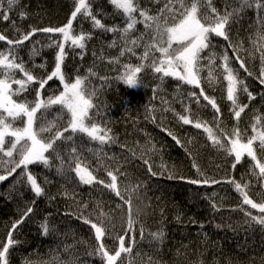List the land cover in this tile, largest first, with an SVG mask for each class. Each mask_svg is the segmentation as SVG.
Here are the masks:
<instances>
[{"label": "trees", "instance_id": "16d2710c", "mask_svg": "<svg viewBox=\"0 0 264 264\" xmlns=\"http://www.w3.org/2000/svg\"><path fill=\"white\" fill-rule=\"evenodd\" d=\"M227 1L229 4L225 8H216L219 14L222 15L226 10L231 11L232 7L237 6V0ZM207 2L208 0H202L204 4ZM138 4L139 8L145 10L149 16L158 17L161 24L165 19L168 26L178 21L177 0H138ZM166 5L171 11L165 7ZM94 7L95 12H93L106 27L118 29L125 27L124 20L120 15L115 14V9L109 0H95ZM73 10L74 4L71 0H19L18 5L9 13L8 21L0 18V34L15 40L32 28L62 27L67 23ZM205 10L210 11V9H202ZM21 12L26 13L24 18H21ZM135 15L138 21H143L139 11ZM173 15H176L177 21L173 20ZM261 18H264V10H261L258 16L255 8L247 9L239 19L230 21V27L227 29L230 40L240 45L238 54L245 61L246 67L248 68L250 56L257 61L254 76H248L234 59L231 62V66L238 71L239 77L244 80L249 92L255 97L250 100L247 93L242 91L238 93L239 103L247 105L239 120L234 117L232 104L226 98L227 82L223 80L222 69L219 67V55L227 45L223 38L219 39L214 35L212 37V43L216 48L211 51L217 53V58L214 61L211 81L207 56L204 57L207 68H203L200 73L201 87L205 94L215 98L220 107L218 121L214 119L215 111L202 96L199 105L188 96L191 91L199 95L200 88H193L172 77H167L163 80V92L171 101L167 105L169 109L167 112L172 117L170 125L161 126L146 117L147 110L143 106L138 88L128 87L118 79L125 70L112 75L101 73L83 61L87 55L84 54L88 49L87 46L84 50L76 48L72 51L66 45L68 55L62 65L66 80L74 82L77 75L88 78L86 83L90 82L91 87L97 91V95L93 97L96 107L90 113H98L93 122L111 130L109 135L113 140L103 146L98 142L90 141L86 136L78 135L74 138L77 146V153L74 155L93 173L96 181L103 183L95 181L91 185L80 183L75 172L68 168L67 154H64L63 175L57 172L60 163L54 158L50 160L51 167L46 168L39 163L29 166L37 183L45 190L39 197L31 190L26 179L20 178V182H16L19 169L13 176L0 182V249L3 243L7 242L10 231L12 239L18 242L9 250V264H49V262L55 264L54 258L63 260L62 257H65L67 260L72 256L78 264H103L102 257L95 252L97 245L95 231L91 228V223L84 222V218L98 225L102 223L106 229L104 243L110 253H114L119 248L120 240L118 238L116 243L108 245L111 239L109 225L111 222H125L126 229L122 232L125 247H131V253L138 260L128 261L125 258L126 253H122L118 264L121 262L122 264H264V229L256 224L250 227L245 222L246 217L244 212L240 211V207L255 216L264 214L249 205H242L240 193L228 182L235 179L242 185L248 184L245 190L250 198L260 203L261 193H264V179L258 177L259 169L254 168V162L247 155L233 169L231 165L234 157L215 146L208 139L203 128L194 127L197 118L213 127L214 131L217 122L221 128L229 131L233 127H238L246 142L255 134L254 125L257 130L264 126L262 123L264 118L259 119V123H254L252 121L256 116L248 112L250 104H255L264 96V84H261L258 78L261 69L260 46L264 44V41L259 39L260 35H264ZM75 22L76 20L73 22V29L77 31ZM84 27V33L90 34L91 40L102 45L115 34L94 28L91 20L85 22ZM39 34L42 33H36ZM153 34L152 29L145 28L143 22H138L135 30L127 36L138 38L139 46L143 50L153 42ZM142 35L143 38L140 39ZM240 37H244L246 42H241ZM28 42L25 41L17 48L16 55L17 62H23L25 67L37 77V80L30 84L33 89L28 86L36 99L39 80L46 79L55 68L57 49L30 45ZM5 43L8 47H2L1 51L6 52L12 46L8 45L6 40ZM34 47L38 54H34ZM248 49L252 50V54ZM228 52L230 57L234 56L231 48ZM155 55L159 56V53L156 52ZM150 62L151 58L142 63L147 65ZM89 69L95 75L90 74ZM140 74L152 75L154 72L145 67ZM16 78H24L23 73ZM61 91L63 85L57 78H53L41 90V97L47 99L48 96L59 95ZM186 107L190 111L186 112ZM57 112L58 106H53L48 119L52 120L56 117ZM178 114L189 115L193 124H183ZM37 115L39 116V113ZM67 119V115L61 117L57 121L59 128L53 129V132L63 131ZM14 126L23 127V121L17 120ZM38 126L39 121L35 127ZM149 129L151 132H148ZM169 132L175 135L180 143H177ZM69 134V132L64 133L65 136ZM44 135L50 136L52 133ZM10 139L6 137V147L9 146ZM254 147L257 150V158L264 162V154L259 149L258 141L255 142ZM145 160L148 161L147 164ZM74 163L75 161H72L73 167ZM220 164L225 167L221 174L215 171V167ZM117 170L129 171L134 180L138 181L135 188L124 193L120 191L123 200L105 186L111 183L107 172L112 171L115 175ZM253 171L257 175H253ZM153 172L156 175H152ZM169 176L173 178L169 179ZM203 177L214 178L220 183L194 185L187 182ZM216 189L219 193L218 197L207 196V193ZM47 191L51 192L54 199L52 204L48 201L43 202ZM213 204L216 205L215 209L212 207ZM29 206L33 207V213L25 217L13 230V223L21 220ZM129 216L134 221L131 231H128ZM55 217L61 220L60 223L56 222ZM44 222L48 223L50 229H54L46 236L42 234ZM61 230H64V235L60 233ZM159 232H163L162 239H157L154 235ZM54 237L60 238L53 239ZM66 237L67 250L62 256L64 247L61 238L65 242ZM88 253L94 254L88 255Z\"/></svg>", "mask_w": 264, "mask_h": 264}, {"label": "snow or ice", "instance_id": "6c2138e0", "mask_svg": "<svg viewBox=\"0 0 264 264\" xmlns=\"http://www.w3.org/2000/svg\"><path fill=\"white\" fill-rule=\"evenodd\" d=\"M109 2L114 7L115 14L120 15L124 20L125 27L123 29L106 27L93 12L92 5L94 0H74V10L71 12L67 23L62 27L32 28L31 31L22 34L16 40L9 39L5 35L0 34V41L6 40L7 44L12 46L6 52L0 51V182L13 176L19 169V177L16 182L19 183L20 178L26 179L31 190L39 197L44 194L45 190L37 183V179L29 170V166L39 163L46 168L51 167L50 160L54 158L59 160L60 163L57 172L63 175L65 173L64 154H67L69 157L68 168L75 172L80 183L85 185H91L94 181L103 183V181H96L93 173L86 166L82 165L79 158L74 155L77 153L76 140L74 138L78 135L86 136L90 141L98 142L101 146L113 140L112 136L109 135L110 129L101 127L99 124L93 122L95 115H98V113H90L96 107L93 103V97L97 95V91L91 87L90 82L86 83L88 78L77 75L74 82H69L62 71V65L68 55L66 45L72 51H75L76 48L84 50L86 41L91 39V35L84 32L74 34L73 22L77 20L78 15H81L83 19H90L94 28L104 32L121 31L124 34L121 36V39L125 41V44L128 43L127 35L135 30L138 22H143L145 28L153 30V42L146 47L141 57V60H148L151 56V62L147 65L143 63L137 66H132L131 64L124 65L125 71L118 77L128 87L141 86L139 74L147 67L161 81L167 77H172L182 84L190 85L193 88H200L199 95L195 91H191L188 93V96L197 105H199L200 97L202 96L215 111L216 116H214V119L218 121L220 107L215 98L205 94L204 89L201 87L200 76L202 70L201 61L204 59L202 53L206 49L216 48V45L212 43L214 35L215 37H222L227 42L224 51L219 55V67L222 69L221 75L223 76V80L227 82L226 98L232 104L234 117L239 120L241 113L247 107V105L239 103V92L247 93L250 100L255 99L252 93L249 92L244 80L239 77L238 71L231 66L232 59H234L239 63L240 69H243L248 76H253V72L249 71L245 61L238 54L240 45L234 44L230 40L227 29L230 27V21L239 19L247 9L255 8L259 16L261 10H264V0H237V6L232 7L231 11L226 10L222 15L212 6L211 0H208L207 4L202 3V0H177L179 4V18L177 21L176 15H173V20L177 22H174L171 26H168L166 19L161 24L158 17L149 16L145 10H141L138 0H109ZM18 3L19 0H0V18L8 21L9 13L14 10ZM165 7L171 11L168 5ZM202 9H210V11H202ZM137 11H139V15L143 18V21L137 20L135 15ZM20 16L24 18L26 13L21 12ZM261 23L264 24V18H261ZM37 32L44 34L48 40V47H55L57 49L55 68L46 79L39 80V89L36 90L34 102H30L26 98L17 102L13 97L28 91V86L36 81L37 77L25 67L23 62H17L16 49L23 45L25 41H29ZM56 34H59V39L56 38ZM142 38L143 35L140 39ZM259 39L264 41V35H260ZM36 43H39V41H35L34 45ZM131 44L136 45L137 40H131ZM229 48L233 50V57L229 56ZM125 50L129 52L133 51L132 48H126ZM156 52L159 53V56L155 55ZM34 54H38L35 47ZM123 54L121 52V55ZM133 54L135 53L133 52ZM216 58L217 53L210 51L207 57L210 65V81L213 76ZM260 61L261 69L258 78L260 79V83L264 84V44L260 46ZM16 72L23 73L24 78L15 79ZM89 73L95 75L91 69H89ZM53 78H57L63 85V91L59 95L48 96L47 99H44L41 97V90ZM101 79L105 80L106 78ZM13 84L18 87L13 89ZM53 106H58V112L56 117L49 120L48 115ZM185 111H190V109L186 107ZM38 113L39 116L37 115ZM64 115H67L68 119L63 131L57 130L53 132V129L59 128L57 121ZM179 119L185 125L193 124V120L189 115H179ZM17 120L23 121V127L14 126ZM37 121H39L38 128L35 127ZM257 123H259V118L257 119ZM194 127L197 129L203 128L208 139L215 146L223 149L227 155L234 157V162L231 165L233 169L247 155L254 162V168L259 169L258 177L264 179V162H261L257 158V150L254 147L255 142L258 141L259 149L264 154V126H261L257 130L254 125L253 132L255 134L249 137L246 142L238 127H233L229 131L226 128H221L219 122H217L216 130L214 131L213 127H210L206 122H202L198 118L194 123ZM66 132L70 134L65 136L64 133ZM45 133H52V135L45 136ZM169 135H172V138L176 140L175 135L171 132H169ZM6 137L11 138L8 141L9 146L7 147L5 146ZM57 141L60 143L58 144ZM176 142L180 143L179 140H176ZM72 161H75L74 167ZM144 162L148 163L147 160ZM107 175L111 178V183L105 186L123 200L124 197L117 187V176L112 171H108ZM152 175H156V173L153 172ZM253 175H257V173L253 171ZM172 178V176H169V179ZM180 179L184 178L180 177ZM187 182L194 185L220 183V181L208 177L191 179ZM228 182L234 185L236 191L240 193L242 205H249L252 209H258L261 214H264V193H261L262 202L257 203L250 198L248 192L245 190L248 188V184L242 185L235 179H231ZM212 207L215 209L216 205L213 204ZM240 211L244 212L246 217L245 222L250 227L256 224L264 229V215H252L251 212L246 211L242 206L240 207ZM31 213H33V207L29 206L24 211L21 220L13 223L12 229L15 230L17 225L22 223L23 219ZM84 222L91 223V228L95 231V240L97 241L95 252L99 253L102 257L103 264H118L122 253L131 252V247H125L124 237L121 236L119 237V248L114 253H110L104 243L106 229L102 226V223L98 225L97 223H92L87 218H84ZM133 223L134 221L129 216L128 231L132 230ZM50 231H54V229H50L48 223L44 222L42 224V234L46 236ZM154 235L157 239H162L163 232ZM15 243L18 242L12 239V232L10 231L7 242L3 243L2 249H0V264H9L8 253ZM93 254L88 253V255ZM54 259L55 264H78L77 260L71 257L67 260ZM49 264H52V262H49Z\"/></svg>", "mask_w": 264, "mask_h": 264}, {"label": "rangeland", "instance_id": "374dc122", "mask_svg": "<svg viewBox=\"0 0 264 264\" xmlns=\"http://www.w3.org/2000/svg\"><path fill=\"white\" fill-rule=\"evenodd\" d=\"M95 1V0H94ZM71 2L74 4V0H71ZM211 4L215 8H225L229 3L227 0H211ZM93 11L95 12V7L94 3L92 5ZM219 11V10H218ZM96 14V13H95ZM97 15V14H96ZM85 22H90V19H83L81 15H78L77 20L75 22V25H77L76 29L77 31H74V34H79L80 32H85V27L83 28V24ZM16 34V33H15ZM124 35L121 31L115 32V34L104 44H98L94 40H87L86 41V46L88 49L84 51V54H87L83 61L87 62L88 66L95 67L99 72L104 73V74H115L120 71H124V65L131 64L132 66H135L136 64L145 62L147 60H141V57L143 56L145 52V47L143 50L140 48L139 44V39L136 37H130L127 36L128 43L125 44V41L121 39V36ZM56 38L59 39V36L56 35ZM219 39L222 37H218ZM17 38H15L16 40ZM131 40H137V44L133 45L131 44ZM239 40L241 42H246L244 37H240ZM35 41H39V43H36L35 45H40V46H45L46 48L49 49H54L55 47H48V40L44 36V34H39L33 36L29 40L30 45H34ZM2 47H8L5 43V41H0V51L2 50ZM19 48V47H18ZM126 48H132V52L126 51ZM17 50V49H16ZM212 49H206L204 53H202V57L209 56L208 53ZM250 54H252V50L248 49ZM121 52L124 54L121 55ZM133 52L135 54H133ZM206 57V58H207ZM151 58V56L149 57ZM205 58V59H206ZM253 58V56H252ZM250 56V61L248 64V69L249 71L253 72V76L255 75V72L257 70V61L256 59H252ZM209 61V60H208ZM201 68L205 69L207 68V64H205L204 59L201 61ZM209 69V68H208ZM19 72L15 73V79L19 75ZM140 74L139 75V80L141 86H136L138 88V92L141 96V100L143 103V106L147 110L146 117L153 121L154 124H157L158 126L161 125H170V116L169 113L167 112L169 109L167 107L168 104L171 103V101L168 99V96L163 92V81L159 80L157 78L156 74L152 75H144ZM31 86V90L33 89V86ZM18 86L13 84V89H16ZM31 90L28 89V91L31 92ZM28 91L20 93L18 96H14L13 99L17 100V102H20L24 100L25 98L30 101L34 102L35 101V94L34 93H29ZM256 94V93H255ZM249 114L250 115H255V119L252 121L256 123L257 119H262L264 118V96L260 98V101H256L255 104H250L249 106ZM163 123V124H161ZM264 123V121L262 122ZM148 132H151V129L148 130ZM225 167H223L221 164L217 165L215 167V171L219 174L224 172ZM115 175L117 176V187L118 189L124 193L126 189H132L136 187V182L133 175L129 171H123V170H117L115 172ZM207 196L210 198H216L219 196V193L217 192V189L207 193ZM34 200V194H33ZM44 201H48L49 204L54 203V199L52 198L51 192L47 191L44 197ZM63 219V218H61ZM55 220L57 223H60L61 220H59L57 217H55ZM126 225L125 222H120V223H114L111 222L109 225V231L111 234V239L108 241V245L111 246L112 243H116V240H118L119 236H122V232L125 231ZM60 233L64 235V230H61ZM60 237H54L53 239H57ZM63 242V254L66 253L67 250V245L66 242L68 241V238L66 237V241L64 242V239H62ZM71 258H74L73 256ZM125 258L128 261L136 262L138 259L134 258V254L126 253ZM124 258V259H125ZM63 260H66L65 257H62ZM75 259V258H74Z\"/></svg>", "mask_w": 264, "mask_h": 264}]
</instances>
